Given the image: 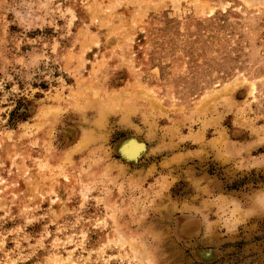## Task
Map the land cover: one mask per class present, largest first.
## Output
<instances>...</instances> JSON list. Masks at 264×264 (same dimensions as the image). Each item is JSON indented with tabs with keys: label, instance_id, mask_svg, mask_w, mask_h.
<instances>
[{
	"label": "rangeland",
	"instance_id": "rangeland-1",
	"mask_svg": "<svg viewBox=\"0 0 264 264\" xmlns=\"http://www.w3.org/2000/svg\"><path fill=\"white\" fill-rule=\"evenodd\" d=\"M0 264H264V0H0Z\"/></svg>",
	"mask_w": 264,
	"mask_h": 264
}]
</instances>
